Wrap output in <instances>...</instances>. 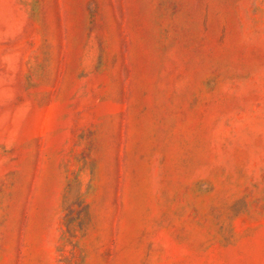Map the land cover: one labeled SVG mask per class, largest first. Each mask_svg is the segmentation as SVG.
<instances>
[{"label":"rangeland","instance_id":"374dc122","mask_svg":"<svg viewBox=\"0 0 264 264\" xmlns=\"http://www.w3.org/2000/svg\"><path fill=\"white\" fill-rule=\"evenodd\" d=\"M0 264H264V0H0Z\"/></svg>","mask_w":264,"mask_h":264},{"label":"trees","instance_id":"16d2710c","mask_svg":"<svg viewBox=\"0 0 264 264\" xmlns=\"http://www.w3.org/2000/svg\"><path fill=\"white\" fill-rule=\"evenodd\" d=\"M71 184L69 183V192H70ZM84 201L82 200L81 196H77L75 201L70 202L68 200V197L66 199V227H67V233L73 234L75 231V227H81L82 226V215L85 213L86 208L83 206ZM77 224V225H75Z\"/></svg>","mask_w":264,"mask_h":264}]
</instances>
